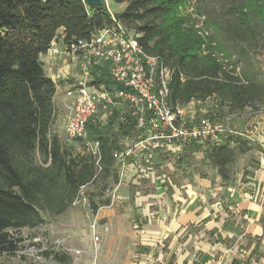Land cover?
<instances>
[{"label": "trees", "instance_id": "1", "mask_svg": "<svg viewBox=\"0 0 264 264\" xmlns=\"http://www.w3.org/2000/svg\"><path fill=\"white\" fill-rule=\"evenodd\" d=\"M184 1L114 0L125 4L115 13L120 22L139 34L138 41L148 53L159 55L174 69L170 103L187 104L215 96L218 113L225 105L231 112L246 107L261 110L264 78L247 72L243 77L236 71L230 51H225L229 67L217 58L201 56L204 39L179 15ZM232 10L249 32H253L252 16L264 21V0H242ZM111 23L105 1L94 8L85 0H0V257L19 249L23 238L17 233L21 229L45 222L41 211L63 213L99 171L114 174V152L123 149L124 136L135 133V116L121 107H113L105 124L101 118L88 122L89 140L99 142V170L90 153L76 154L52 132L57 84L46 73L41 56L48 53L60 29L65 34L63 47L89 40ZM92 74V83L104 84L112 92L129 90L112 78L108 64L93 68ZM122 115L128 122L122 121ZM237 142L229 136L204 148L205 160L223 178H229V167L250 149ZM197 148L201 150V146ZM38 155L41 163L36 160ZM56 258L66 261L63 256Z\"/></svg>", "mask_w": 264, "mask_h": 264}, {"label": "rangeland", "instance_id": "2", "mask_svg": "<svg viewBox=\"0 0 264 264\" xmlns=\"http://www.w3.org/2000/svg\"><path fill=\"white\" fill-rule=\"evenodd\" d=\"M104 1L113 13L120 12L125 6L115 3L114 0ZM241 1L185 0L179 7V15L187 18L204 39L201 56L218 58L222 53L225 56L226 50L230 51L243 77L247 72L256 73L258 77L264 78V21L252 16L253 32L242 28L240 20L232 10L233 6ZM62 31V29L58 31L59 38L56 45L58 49H61L63 44ZM128 31L131 35L135 33L132 29ZM217 48L222 53H217ZM48 55L51 60L45 64L46 71L51 77L57 73L55 75L57 115L52 132L60 137L63 144L71 146L76 154H87L83 141L71 139L61 120L75 97L76 78L73 74L79 73L80 68L75 66L76 61L71 54L48 52ZM60 70L69 76L58 78ZM71 72L73 74H70ZM208 99L210 98L199 100V103L197 101L195 107L191 103L195 100L185 104L194 107L196 121L203 116L204 110L211 108L213 99L209 101ZM101 116L102 113L99 118ZM219 116L230 127L243 133V135H233L234 139L242 145H248V141H251L248 136L251 135L253 123L264 117V106L261 110L246 107L231 112L229 106L225 105ZM247 122L249 124L246 126ZM123 145L125 146V142ZM200 146L201 149L207 147V145ZM134 152L138 154L139 150L135 149ZM202 152L205 153V149ZM202 154L197 155L196 162L192 163L191 157L185 154V150H164L148 161L141 156L135 157L137 167L128 166L125 171H121V167L116 162L114 174L110 176L99 171L94 181L81 188L78 197L63 213L41 211L45 219L43 224L35 228L21 229L17 233L23 238L19 249L13 254L2 255L0 262L3 264H143L147 261L149 253L143 249L145 246L141 244L143 241L141 232L135 224L136 219L140 227L144 223L143 212L137 204L152 202L154 204L151 205V210L154 213L160 211L166 201L170 203V200L174 199L184 179L189 180L193 175V172L187 168L188 164H195L197 170L202 168L204 161L201 159ZM36 160L41 163V156L38 155ZM168 244L171 245L172 242L169 240ZM56 255L63 256L66 261L61 262Z\"/></svg>", "mask_w": 264, "mask_h": 264}, {"label": "built area", "instance_id": "3", "mask_svg": "<svg viewBox=\"0 0 264 264\" xmlns=\"http://www.w3.org/2000/svg\"><path fill=\"white\" fill-rule=\"evenodd\" d=\"M108 10L112 23L95 31L89 40H78L58 49L57 33L48 51L51 54H71L77 68H80L75 76V97L61 120L71 139L83 141L98 169H101L99 142L89 140L87 125L91 119L99 118L102 112L101 119L105 124L113 107H121L123 112H131L136 118L135 133L124 136L121 142H125V146L114 152L121 171L128 166L137 167L135 149L141 152L142 159L148 161L150 152L164 145L177 146L180 151L190 145L220 144L229 136L243 135L220 118L216 109L219 102L215 96H209L213 99L212 106L204 110L197 121L194 111L197 101L191 102L194 107L171 104L169 83L174 69L166 65L159 55L148 53L138 41L139 34L131 35L116 14ZM61 36H65L64 32ZM220 51L216 49L217 53H222ZM217 59L229 67L223 53ZM104 64L109 65L112 78L129 90L112 92L104 84L92 83V69ZM236 71H240L239 67ZM62 73L57 77L65 78V73ZM121 119L128 122L126 115Z\"/></svg>", "mask_w": 264, "mask_h": 264}, {"label": "crops", "instance_id": "4", "mask_svg": "<svg viewBox=\"0 0 264 264\" xmlns=\"http://www.w3.org/2000/svg\"><path fill=\"white\" fill-rule=\"evenodd\" d=\"M41 60L46 71L51 58L47 53ZM253 124L250 149L229 167V178L205 160L198 145L186 147L192 163L203 153L202 168L188 164L193 175L184 179L174 199L157 213L150 208L152 202L137 204L144 223L140 227L136 219L135 224L149 253L143 264H264V117ZM164 150L178 147L164 145L151 151L150 158ZM139 156L140 151L135 157Z\"/></svg>", "mask_w": 264, "mask_h": 264}, {"label": "water", "instance_id": "5", "mask_svg": "<svg viewBox=\"0 0 264 264\" xmlns=\"http://www.w3.org/2000/svg\"><path fill=\"white\" fill-rule=\"evenodd\" d=\"M90 7L99 8L103 5L104 0H85Z\"/></svg>", "mask_w": 264, "mask_h": 264}]
</instances>
